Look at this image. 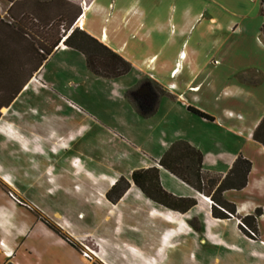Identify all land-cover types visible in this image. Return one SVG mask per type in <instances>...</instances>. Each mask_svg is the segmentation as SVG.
<instances>
[{
    "label": "crops",
    "instance_id": "0c3cea01",
    "mask_svg": "<svg viewBox=\"0 0 264 264\" xmlns=\"http://www.w3.org/2000/svg\"><path fill=\"white\" fill-rule=\"evenodd\" d=\"M259 1L93 0L82 11V23L74 26L129 62L130 72L115 80L98 78L86 69L82 55L68 48L56 49L39 72L41 83L54 91L58 87L61 95L56 94L68 102L73 93L58 85L62 74L76 79L84 93L89 84V88L108 93L117 106L111 116L104 112L100 124L112 119L114 142L129 145L136 164L157 168L161 188L175 197L193 199V208L206 206L198 198L200 194L157 164L172 143L183 141L198 151L202 155L201 171L209 175L223 177L238 156L249 161L245 187L224 191L222 198L235 206L240 217L260 211L256 228L264 243V148L251 137L264 118V44L260 40L264 20ZM212 33L225 34V43L216 36L209 43L201 40ZM52 60L55 65L46 69ZM212 61L220 65L212 66ZM219 68L223 74L213 72ZM145 77L166 93L159 99L156 113L147 119L139 117L124 98L125 91ZM33 78L0 114V143H13L23 156L35 153L41 135L42 117L35 107H26L22 96L30 87L35 89L33 95L46 93ZM70 81L72 85L74 80ZM51 104L54 110L44 112L42 121L48 130L47 139L56 134L50 131L56 120L51 114L65 108ZM188 107L212 120L193 115ZM25 115L34 121L20 123ZM45 229L49 234L28 237L25 254L11 256L4 252L8 243L7 247L0 246V264H89Z\"/></svg>",
    "mask_w": 264,
    "mask_h": 264
},
{
    "label": "rangeland",
    "instance_id": "374dc122",
    "mask_svg": "<svg viewBox=\"0 0 264 264\" xmlns=\"http://www.w3.org/2000/svg\"><path fill=\"white\" fill-rule=\"evenodd\" d=\"M8 6L0 1V18L6 22ZM197 36L199 32L195 40ZM215 36L225 43L226 35L220 33L201 40L209 43ZM54 65L52 60L46 69ZM221 69L213 72L223 74ZM33 77L46 93L33 95L30 87L22 95L26 107H35L42 121L54 110L51 103L65 108L51 114L56 117L51 139L45 123H39L38 147L28 154L32 158L18 154L13 143H0V246L9 244L5 254H25L28 237L49 234L37 213L72 240L89 264H264L260 234L236 218H212L208 198L198 195L206 206L180 214L152 202L133 185L134 169L148 168L132 160L129 145L114 142L112 119L100 124L104 112L111 116L117 106L108 93L89 88L91 84L84 93L76 79L62 74L58 85L73 93L68 102L56 94L58 87L54 91L41 83L40 72ZM33 121L25 115L20 123Z\"/></svg>",
    "mask_w": 264,
    "mask_h": 264
},
{
    "label": "trees",
    "instance_id": "16d2710c",
    "mask_svg": "<svg viewBox=\"0 0 264 264\" xmlns=\"http://www.w3.org/2000/svg\"><path fill=\"white\" fill-rule=\"evenodd\" d=\"M0 1L9 5L6 16L10 21L0 18V114L40 71L60 42L82 55L86 69L98 78L115 80L130 72L129 62L74 26L82 10L93 0ZM259 3L260 15L264 20V0ZM260 40L264 44V22L260 29ZM164 95L166 93L159 84L145 77L126 90L124 98L139 117L147 119L156 113L159 99ZM187 110L201 119L212 120L191 107ZM251 137L264 148V118L255 126ZM201 163L202 155L198 151L186 142L177 141L170 145L157 164L211 200L212 218L227 220L233 217L257 233L255 220L260 211L256 209L252 215L240 217L234 205L222 198L224 191H239L245 187L250 162L238 156L223 177L203 173ZM130 180L146 198L167 210L185 214L196 205L193 199L178 198L165 192L159 184L157 168L135 170ZM121 193L117 198L121 197ZM35 217L71 248L77 249L58 227L37 213Z\"/></svg>",
    "mask_w": 264,
    "mask_h": 264
},
{
    "label": "bare ground",
    "instance_id": "6f19581e",
    "mask_svg": "<svg viewBox=\"0 0 264 264\" xmlns=\"http://www.w3.org/2000/svg\"><path fill=\"white\" fill-rule=\"evenodd\" d=\"M82 19H83V15H81V16L79 17V19L76 21V23H77V22H78V24L82 23ZM75 27H77V26H75ZM58 49L65 50L66 47H65L64 44L62 43V44H60V45L58 46Z\"/></svg>",
    "mask_w": 264,
    "mask_h": 264
},
{
    "label": "built area",
    "instance_id": "2783aa9c",
    "mask_svg": "<svg viewBox=\"0 0 264 264\" xmlns=\"http://www.w3.org/2000/svg\"><path fill=\"white\" fill-rule=\"evenodd\" d=\"M60 44H62V42H60ZM58 49V48H57ZM83 256H86V254H84ZM87 257V256H86Z\"/></svg>",
    "mask_w": 264,
    "mask_h": 264
}]
</instances>
